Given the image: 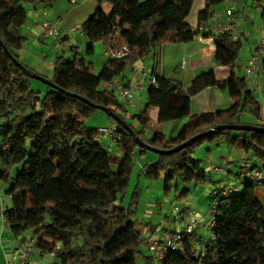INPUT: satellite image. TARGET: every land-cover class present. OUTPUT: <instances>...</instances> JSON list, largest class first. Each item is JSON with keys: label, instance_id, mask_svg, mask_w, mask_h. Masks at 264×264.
Here are the masks:
<instances>
[{"label": "trees", "instance_id": "1", "mask_svg": "<svg viewBox=\"0 0 264 264\" xmlns=\"http://www.w3.org/2000/svg\"><path fill=\"white\" fill-rule=\"evenodd\" d=\"M53 1L0 0V180L9 185L6 193L10 204L4 208L3 216L12 234L34 237L35 249L40 250V255L51 254L52 264H264V182L257 185L243 176L250 164L264 163V133L211 132L172 154H157L155 161L143 165L140 174L150 179L163 174V186L168 190L174 179L183 183L207 180L209 175L192 156L204 142L224 137L228 147L241 149L256 160L243 161L246 167L239 166L238 190L224 196L221 188L212 196L219 202L214 210L211 238L203 241L204 253L195 247V242L203 238L194 232L156 263L140 249L144 239L132 218V204L126 208L119 199L125 195L134 171L136 151L144 154L147 150L139 147L108 113L120 155L108 151L96 128L84 124V119L100 110V106L126 122L117 112L123 107L113 88L101 89L100 85H109L157 46L201 34L213 38L217 48L215 64L230 65L229 76L217 79L214 69H209L197 74L183 91L173 79L153 74L156 83L149 84L145 107L133 119L144 128L150 108L157 110L158 122L187 116L189 119L171 138L155 131L147 139L132 123H126L142 142L157 149H172L217 125L240 124L242 114L252 116L257 121L253 125L264 126L254 88H249L246 79L234 70L240 39L233 40L226 33L210 35L199 29L211 18L214 8L226 0H205L196 27L186 22L193 0H94V13L80 26L86 54H91L98 42L106 50L126 45L128 54L109 57L94 73L86 66L78 46L71 45L70 57L56 56L49 78L20 60L25 43L20 28L26 21L23 3ZM104 3L111 5L108 15L102 9ZM118 19L130 27L118 28ZM62 44L67 45L65 40ZM30 74H37L52 85H45L44 93L36 91ZM210 86L227 90L232 104L226 109L190 114L191 96Z\"/></svg>", "mask_w": 264, "mask_h": 264}, {"label": "crops", "instance_id": "2", "mask_svg": "<svg viewBox=\"0 0 264 264\" xmlns=\"http://www.w3.org/2000/svg\"><path fill=\"white\" fill-rule=\"evenodd\" d=\"M229 5H234V31L238 33L239 39L241 41V48L239 50L238 59L234 63V70L237 75L246 79L248 87L252 89L254 87H252L248 82V78H246L245 76L244 67L246 65L247 59L254 54L259 55L264 62V48L260 46V42L264 40L263 9L259 5L258 0H240L237 3H231L230 1L226 0L219 3L214 8V11L224 10ZM23 6L26 11V21L21 26L20 33L24 37L25 43L19 53L20 60L27 67L34 70L39 75L50 78L53 72V63L56 56L59 54H64L66 57H70L71 55L69 53V47L71 45L78 46L80 54L84 58L86 66L90 67L93 72L96 69L100 70L109 58L107 52L108 50H106L103 43L101 42H98L94 45L93 51H96L94 55L86 57L84 56V53L86 54L85 39L81 32L80 26L85 19H87L94 13L97 7V4L94 0H55L52 3H23ZM204 7L205 0H193L191 11L186 18V22L190 26L196 27L198 25V13ZM102 9L104 13L108 15L111 11V5L109 3H104L102 4ZM43 11H46L48 13V16L51 20H55L56 18H58L61 21L59 28L62 35L58 45H54L52 41L43 40L40 37V21L42 19L41 14ZM116 24L118 28L130 27V24L123 21L122 19H118L116 21ZM63 40H65L67 45L62 44ZM216 52L217 48L213 42V38L198 34L188 40L159 45L149 56L137 61L131 67L126 68L119 76V78L126 85H130L135 81L141 82V87L136 92L133 103L125 107V109L132 108V114L130 115V117L132 118V124L134 125L136 130H141L147 139L151 138V136L155 132L151 130L153 123L150 122L151 118H156L157 116V110L155 108L149 109V122L144 128H142L141 125L138 124V121L136 119H133L134 114H138L144 109L140 108L138 112L135 110L137 109V104L141 98H145L146 104V93L149 86L148 78L151 75H162L171 78L179 83L180 89L183 91L187 90L192 79L197 74L209 69H214L217 79H226L231 72V66H217L215 64ZM30 83L34 90L41 93H44L46 91V86L41 81L31 78ZM105 87L112 89L108 84L102 83L100 85L101 89ZM253 92L254 96L259 100L261 104V119L262 121H264V117L262 116V106H264V90L261 89L260 92H258L257 89L254 88ZM114 93L117 92L114 90ZM138 96H140V99L137 98ZM260 99H263V101H260ZM231 104L232 100L227 90L219 89L215 86H210L191 96L190 114L214 111L217 109H226ZM188 119L189 116L173 121L160 122L157 131L163 133L168 138L174 137L181 130L182 126L187 122ZM240 122L253 124L257 121L248 114H242L240 116ZM102 142L105 145L106 149L112 154H121L120 150L116 147L113 139L104 138L102 139ZM146 158L147 162H145V164L151 163L156 160L155 157L146 156ZM246 160H251V162L256 161L250 155H247L245 157H239V160H236L238 162H235V164L240 166L241 162ZM223 161L226 162L225 167L227 170V174L231 173L233 170V162L228 161V159H224ZM139 169L141 168H139L138 165H135L134 171L132 172V175L130 177V181L132 180V178H134L136 172ZM236 173L237 172H235V176L238 179ZM12 174H14V171L12 172ZM141 179V175H138L139 185L141 183ZM221 179H223V176L216 180L212 179V177L207 178V180L211 181V185L216 184V182L220 181ZM144 183L146 184L147 180H145ZM231 183L232 182L228 184ZM226 186L227 184H224L222 187L214 186L213 189L209 192L208 198L212 199V196L215 195L218 189L224 188ZM8 187V182L0 180V207L2 210H4V208L10 204V198L6 193ZM196 214L201 219V221L205 223V220H203V215H201L199 212H197ZM138 225L139 227L137 226V228L141 231L143 239L148 235L157 234V229L159 227L157 225L153 226L151 223L147 226L145 225V223L142 225ZM198 235L203 238V234L198 233ZM28 236L30 235L24 234L20 236H14L9 230L6 223H4L0 219V264H3L6 260L11 259L16 249L22 244V241L25 239V237ZM39 252V249H34L32 252H30V254H38V256L40 257V261L35 262L34 264L53 263L54 258L51 254L40 255ZM28 260L31 261L29 257Z\"/></svg>", "mask_w": 264, "mask_h": 264}, {"label": "rangeland", "instance_id": "3", "mask_svg": "<svg viewBox=\"0 0 264 264\" xmlns=\"http://www.w3.org/2000/svg\"><path fill=\"white\" fill-rule=\"evenodd\" d=\"M95 52L96 51H93L88 55L84 53V56H92ZM98 70L96 69L94 73H97ZM256 89L258 92H260L261 89L264 90L263 78H261L260 85L256 87ZM114 94L116 95L117 93ZM137 98L140 99V96ZM260 101H263V99H260ZM144 106L145 98L143 97L139 100L136 107L137 109L135 110L138 112L140 108H144ZM124 109L125 108H122V110H118L117 112L122 114L127 123H132V118L130 117L132 108ZM262 116L264 117V106H262ZM150 122L153 123L151 130L157 131L160 122H158L155 117L151 118ZM84 124L88 128H97L101 126L113 128V120L102 110H97L91 116L84 119ZM114 155H117V153H114ZM145 155L147 157L157 158L156 153L146 151L144 154H140L137 150L133 157L134 165H138L139 168H142V165L147 162ZM247 155L249 154L241 149L236 150L228 147L224 137H220L213 142H204L194 149L192 156L200 161V167L207 172L209 178L212 177V179L216 180L223 176V179L217 181L216 184L211 185L210 180L198 183H183L174 179L171 183V187L165 190L163 186V174L160 175L159 178L150 179L146 177L144 173L140 174L139 169L134 178H132L131 181L129 180L130 182L126 187L125 195H120L119 199L121 200V204L126 208L132 204V218L137 221V224L142 225L145 223V225H148L151 223L153 226L157 225L159 226L157 231H159V229H169L173 227L176 221V212L184 222H188L191 216L199 218L196 214L199 212L203 215V220H205L206 223L210 218L211 206L214 201L208 198L209 192L214 186L222 187L224 184H237L239 180L235 176V172L239 170V166L235 164V162H238L236 160H239V157H245ZM224 159L233 162V170L229 174H227L225 167L226 162L223 161ZM214 166H219L222 170L214 171ZM13 171H15V168ZM138 175L142 177L140 185L138 183ZM145 180H147L146 184L144 183ZM230 182L232 183L228 184ZM185 189L187 191L183 194ZM262 198L264 199V196H262ZM174 208L176 211H174ZM137 226L139 227V225ZM195 232L197 234H203L202 236L205 242H207L211 236V232L208 231L204 225L196 227ZM140 249L144 255H150L144 243L141 245ZM34 253H29L28 255L32 264L40 261L38 254L34 255ZM138 262L141 263L142 261L139 260Z\"/></svg>", "mask_w": 264, "mask_h": 264}, {"label": "built area", "instance_id": "4", "mask_svg": "<svg viewBox=\"0 0 264 264\" xmlns=\"http://www.w3.org/2000/svg\"><path fill=\"white\" fill-rule=\"evenodd\" d=\"M259 5L262 9H264V0H258ZM42 19L40 21V37L43 40H50L54 43V45H58L61 39V31L59 25L61 23L60 19L56 18L55 20H51L46 11H43ZM235 12L234 5H229L227 8L221 11H214L211 18L205 23L202 24L199 29L202 33H209L210 35L217 34H229L233 40L239 38L238 33L235 30ZM260 46L264 48V40L260 42ZM109 57L112 58H122L126 56L129 52L128 47L126 45L109 49L108 51ZM245 76L248 78V82L254 88L259 87L261 78L264 77V62L262 61L259 55H251L246 62L244 67ZM149 84H155L156 80L153 75L148 78ZM109 86L112 87L116 92V97L118 102L121 104L123 108L133 103L136 92L141 87L140 81H135L130 85H126L119 77L114 78L109 82ZM96 131L101 139L111 138L114 139L115 131L113 128L109 127H97ZM7 148V146H4ZM257 166L250 164L247 166L245 173L246 179L251 182L261 185L264 182V163L258 162ZM240 166L246 167L245 162H241ZM214 171H221L222 168L219 166H214ZM241 183L227 185L222 189L221 194L227 195V193L231 191L238 190L240 188ZM219 202V198L214 199L211 206V213L208 222L203 223L200 218H195L193 216L189 217L188 222H184L183 219L179 217V214L176 212L175 223L173 227L167 229H159L157 234L148 235L144 237V244L154 262L159 263L161 259L166 255L167 251L173 249L178 246V244L188 235H191L195 232L196 227L204 225L208 231L211 232V228L213 226L214 219V210L216 205ZM1 205V201H0ZM174 211L175 208H174ZM0 219L5 223L3 210L0 207ZM211 238V236H210ZM35 239L34 237L28 236L22 241V244L16 249L15 253L12 255L11 259L6 260L3 264H32L31 261L28 260V255L32 252L34 247ZM195 247L200 254H203L205 251V242L196 241Z\"/></svg>", "mask_w": 264, "mask_h": 264}, {"label": "water", "instance_id": "5", "mask_svg": "<svg viewBox=\"0 0 264 264\" xmlns=\"http://www.w3.org/2000/svg\"><path fill=\"white\" fill-rule=\"evenodd\" d=\"M0 44H2L1 40H0ZM18 65L20 67H22L21 64H18ZM22 69L25 70L24 67H22ZM29 76H30V78L39 80L46 85H52L49 80H47V79H45V78H43L37 74H30ZM99 109L104 111L105 113H108L113 119H115L118 123H120L122 125V127L134 137V140L139 147L144 148L147 151L156 153L158 155L172 154V153L188 146L189 144L194 142L200 136L211 133V132H218V131H222V130H237V131H254V132L264 133V126H258V125L248 124V123H240V124L230 123V124H225V125H217L211 129H209L207 132L196 135V136L190 138L189 140L183 142L182 144H180V145H178L172 149H157V148H154V147L147 145L144 142H142L138 138L136 133L132 130V128L123 119H121L117 114L108 111V109L106 107H103V106H100Z\"/></svg>", "mask_w": 264, "mask_h": 264}]
</instances>
